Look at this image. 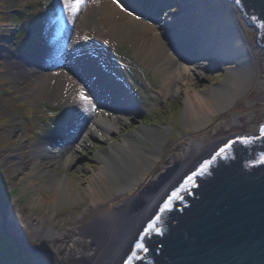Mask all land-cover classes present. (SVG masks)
<instances>
[{"label": "rangeland", "instance_id": "obj_1", "mask_svg": "<svg viewBox=\"0 0 264 264\" xmlns=\"http://www.w3.org/2000/svg\"><path fill=\"white\" fill-rule=\"evenodd\" d=\"M110 1L84 0L74 16L63 0H0V264H83L63 246L52 253L54 240L35 236L28 224L42 222L47 228L50 222L45 220L51 213V221L58 225L77 219L84 223L91 219L87 209L92 200H99L90 191L94 179L109 198L137 178L141 188H147L174 165L186 145L201 141L210 147L231 135H255L264 124V47L255 42L254 27L241 17L233 1L252 48L249 64L204 65L208 63L206 49L200 46L199 32H192L188 43L176 49L175 59L187 55L198 59L199 67L184 82L173 81L171 93L163 90L168 70L160 64L173 51L170 42L183 36L164 13L168 11L161 8L153 14L158 6L155 0H124L128 13L151 26L152 32L146 33L130 25L127 15L109 20L105 9ZM175 9L182 11V6L176 4ZM88 11L90 20L82 26L81 16ZM144 41L156 46L154 54L143 46ZM14 58L28 70L52 75L48 87L36 88L37 74L20 68V73L13 71L10 60ZM84 60L91 69L82 66ZM168 66L174 68V62ZM235 67L229 76V68ZM66 70L84 84L95 104L100 101L96 107L121 117L107 138L88 137L74 152L68 151L73 143H67L66 136L71 140L78 133L79 137L85 127L80 125L69 135L73 127L68 129L67 124L76 113L65 103L67 96H58L63 88L59 75ZM238 74H248L249 83L241 84ZM226 87L235 93L229 106L205 116L196 108L202 120L197 122L194 110L185 112L187 94L193 96L196 90L211 96L212 88L226 92ZM108 96L116 100L114 109L107 107ZM88 110L78 115L84 124L95 116V109ZM123 139L129 147L123 145ZM44 146L54 148L47 152ZM69 156L72 162H66ZM139 189L135 185L128 192ZM125 196L102 204L101 211L111 210ZM84 244L80 241L83 249Z\"/></svg>", "mask_w": 264, "mask_h": 264}, {"label": "bare ground", "instance_id": "obj_2", "mask_svg": "<svg viewBox=\"0 0 264 264\" xmlns=\"http://www.w3.org/2000/svg\"><path fill=\"white\" fill-rule=\"evenodd\" d=\"M155 2V6H158L155 8V12L153 14L158 13L161 8H163V11H168L164 13H167L170 23L176 26L183 36V38L174 39V41L170 42V45L173 47V51L169 50L167 52L166 62L160 64L162 68L167 66L168 70L166 71V77L163 84V90L165 93H171L173 81H177L176 79H179L184 82L190 75H192L193 69L199 67V65H197V62H199L197 61L198 59L185 57L187 55L180 57L181 60L179 61H176L177 59H175L176 49L180 50L179 48L182 46L179 45L185 41L187 42L189 38L192 37V32H199L197 37H200V46L203 49H206L204 52L207 56L206 60L208 63H203L204 65L208 66L213 64V62H238L239 64L245 66L249 64V56L252 54V48L249 40L245 36L244 30L237 20L234 7H232L230 0H155ZM107 4L105 16H107L109 20L111 18H113V20L122 19L124 15H127V17H129V22L131 23L130 25H137L136 29L138 27L141 30L143 29L146 33L152 32V28L149 24L141 21V19L136 15L127 12L128 9L125 7L124 0H118V4L120 6H117V3H113V0ZM176 4H180L182 6V11L175 9ZM170 5H172V8L168 9V6ZM70 12L75 16V11L70 10ZM89 16L90 11L81 16L80 23L82 26L87 25L90 20ZM196 20H199L200 22L193 24ZM143 46L148 47V52L152 54L156 52V46L152 43L144 41ZM87 61L88 60L82 61V66L91 69L92 67L87 63ZM171 62H174L175 67L168 69V64ZM10 66L13 67V71L17 73L22 71L32 73L34 75L37 74L39 77V82L36 87L37 89H41L42 86L48 87L47 84L50 81V78H52V75L50 76V74L41 72L38 69L32 68V70H28L19 58L11 59ZM235 69L236 67L229 68V76L231 73L235 72ZM246 71L247 70L245 69V72ZM63 75H59V78L63 83L59 87L63 88H59L60 91L58 92V96L62 98L67 96L65 97V103L71 106L74 109V113H76L73 120L71 119L70 123L67 124V126H69L68 129L73 127L68 131L70 132L69 135L72 136L74 131L79 129L80 125V128L85 127L79 134V137H77L78 133L73 134L72 137L75 136V138L71 140L66 136L65 140H67V143H73V145L68 146V151L74 152L76 147L85 142L88 137H95L101 140L107 138L106 136L108 133L116 130L115 123L118 122V120H121V117L117 114H112V112L106 109L96 107L97 104H100V101H95L97 104L94 103L93 98H91L88 94V90L84 84H81V82L76 80L67 70ZM231 77L233 78V76ZM248 78V74L245 77H241V75H239L238 80L241 84L247 85L250 80ZM54 87L58 86L54 85ZM226 89V92H224L220 89L215 91V89L212 88L210 91L211 96L194 90L193 96L187 94V98L185 100V112H188L189 109L196 112V108H199L205 116L209 113H215L217 110L229 106L235 93L232 91V88L226 87ZM81 91H83L84 95L89 98L88 103H85L80 99L79 94ZM104 94L106 95V90L104 91ZM108 94L110 95L111 93L107 91V95ZM109 98L110 97L108 96L106 99L108 100ZM108 101L110 103L107 107L114 109V107H116V100L109 99ZM92 108L95 109V116L91 119L89 124L85 123V125L84 122H82L83 119H81V116L78 115L79 113L84 115L85 110L88 109L90 113ZM194 117H196L195 122L200 120L197 112L194 114ZM61 128H65V131L68 130L66 129V125L65 127L63 125ZM56 132V135L60 134L59 131ZM220 140L211 143L210 147L207 144H202L201 141H197L196 144L202 147V152L197 151L196 144L186 145L181 149L180 155L176 157L174 165L169 167L165 173L159 175L157 179L153 181L154 183L151 182V186L147 188H145L147 186L146 185L142 189V182L137 178L136 180H133L132 183H129L130 185H128V187L119 188L117 195L113 194L109 198L104 195L98 180L94 179L93 183L90 185V191L96 198H99V200H92V204L89 205L87 209L91 219L84 223L77 219L71 223L58 225L57 221H51V213V216L49 215V217L45 220L50 222L47 228L42 225V222L37 224L30 223L28 224V228L34 232L35 236L46 237L44 238V241H46V239L47 241L54 240V242L50 245L51 247L53 246L52 253H58V250L63 246L69 255L78 257L82 260L83 264H116L120 255L117 251L120 247H124V244H126V236L133 228L136 221L145 216L144 212L148 205L151 204L150 208L155 207L154 203L159 198H156V195L162 190L167 191L170 188L169 184H171L172 181H175L180 174L191 167L199 157L201 158L203 153L205 154L209 149L215 147L217 143H220ZM122 141L124 146L129 147L127 139H123ZM51 148L52 147L48 146V148H46V146H44V149L47 152H50ZM71 160L72 156H69L66 162H70ZM97 177L100 176H96V178ZM100 180L103 181V178L100 177ZM135 185L140 187L139 190L142 189L141 192L139 194V190H136L134 194L128 192V190L133 188ZM121 194H125L126 196L124 199L119 201L114 208L105 213L101 211L102 204L104 205V203H107L109 200L114 199L116 196H120ZM104 198L109 199L102 201ZM9 214L13 216L12 211H10ZM80 241H83L86 244L85 249L80 246Z\"/></svg>", "mask_w": 264, "mask_h": 264}, {"label": "water", "instance_id": "obj_3", "mask_svg": "<svg viewBox=\"0 0 264 264\" xmlns=\"http://www.w3.org/2000/svg\"><path fill=\"white\" fill-rule=\"evenodd\" d=\"M255 30L264 47V0H230ZM236 134L201 156L161 191L154 208L137 220L126 236L116 264L136 252L130 264H264V135ZM247 140V142H244ZM228 144V147L225 145ZM224 148L223 152L220 149ZM219 153V155H217ZM210 161L206 169H201ZM198 172L164 212L159 208L185 179ZM168 186V187H169ZM159 214L160 219L156 220ZM149 220L159 232L142 239L147 251L136 249Z\"/></svg>", "mask_w": 264, "mask_h": 264}, {"label": "snow or ice", "instance_id": "obj_4", "mask_svg": "<svg viewBox=\"0 0 264 264\" xmlns=\"http://www.w3.org/2000/svg\"><path fill=\"white\" fill-rule=\"evenodd\" d=\"M84 0H74V2H72V0H63L64 6L70 8L72 11H76L78 5H80L81 3H83ZM113 3H117V6H120L118 4V0H113ZM80 99L83 100L85 103H88L89 98L87 96L84 95L83 91L80 92ZM261 135H264V128L261 129ZM244 142H247V140H245ZM229 145L226 144L225 147H228ZM224 148L220 149V152H223ZM217 155H219V153H217ZM210 163V161H205V163L203 165H201V169H206L207 165ZM198 174V172H193L192 175L188 176L184 183L182 185H180L179 188H177L175 191H173L171 193V195L168 197L167 200L164 201V203L160 206L159 211L160 212H164L165 210L169 209L171 207V201L173 199H180L179 193L181 190H183L189 183H192L193 181V177L196 176ZM156 220L160 219L159 214L156 215L155 217ZM149 231H156L159 232V228H157L155 226L154 221L149 220L147 227H145L143 229V231L140 233V237L141 239H138L135 242V248L136 249H141L144 251H147V248L145 247V244L142 242V239L149 233ZM136 257V252L132 251V254L124 261V264H130V261ZM138 258V257H136Z\"/></svg>", "mask_w": 264, "mask_h": 264}]
</instances>
